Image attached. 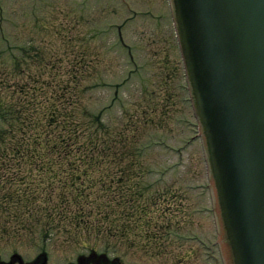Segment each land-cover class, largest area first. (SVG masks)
Segmentation results:
<instances>
[{"label": "rangeland", "instance_id": "374dc122", "mask_svg": "<svg viewBox=\"0 0 264 264\" xmlns=\"http://www.w3.org/2000/svg\"><path fill=\"white\" fill-rule=\"evenodd\" d=\"M184 82L169 0H0V264L224 263Z\"/></svg>", "mask_w": 264, "mask_h": 264}, {"label": "water", "instance_id": "95a60500", "mask_svg": "<svg viewBox=\"0 0 264 264\" xmlns=\"http://www.w3.org/2000/svg\"><path fill=\"white\" fill-rule=\"evenodd\" d=\"M224 264H264V0H169Z\"/></svg>", "mask_w": 264, "mask_h": 264}, {"label": "trees", "instance_id": "16d2710c", "mask_svg": "<svg viewBox=\"0 0 264 264\" xmlns=\"http://www.w3.org/2000/svg\"><path fill=\"white\" fill-rule=\"evenodd\" d=\"M49 115H55V111H54V109H53V111H52V113H50ZM58 137V136H57ZM60 137H62V136H59L58 138H60ZM56 145V143L55 142H52V144L50 145V148L51 149H49L48 147L46 148V151H47V153H50V151L54 148V146ZM39 150V149H38ZM53 151V150H52ZM92 152V151H91ZM86 153V152H85ZM79 258V257H78ZM87 259H89V258H87Z\"/></svg>", "mask_w": 264, "mask_h": 264}]
</instances>
